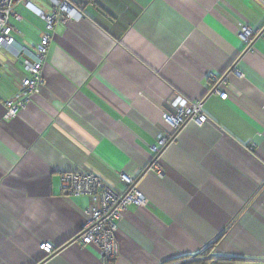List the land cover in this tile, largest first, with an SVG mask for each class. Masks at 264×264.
Instances as JSON below:
<instances>
[{
    "label": "crops",
    "instance_id": "0c3cea01",
    "mask_svg": "<svg viewBox=\"0 0 264 264\" xmlns=\"http://www.w3.org/2000/svg\"><path fill=\"white\" fill-rule=\"evenodd\" d=\"M72 1L83 18L56 25L39 94L8 119L0 103V264H108L78 240L92 200L63 189L82 172L120 193L127 173L147 200L117 220L113 264H178L221 235L208 259L264 264V0ZM52 5L16 3L18 46L35 51ZM15 51L0 52L1 100L25 76ZM178 97L207 122L174 132Z\"/></svg>",
    "mask_w": 264,
    "mask_h": 264
},
{
    "label": "built area",
    "instance_id": "2783aa9c",
    "mask_svg": "<svg viewBox=\"0 0 264 264\" xmlns=\"http://www.w3.org/2000/svg\"><path fill=\"white\" fill-rule=\"evenodd\" d=\"M21 0H0V52L15 49L17 55H21V63L24 69V78L21 81V88L17 94L3 103L6 112L5 118L14 117L20 109L36 97L42 83L43 66L46 62L51 35L57 24H68L72 21H80L83 18L81 7L72 4L69 0H52V9L49 12L41 11L39 15L45 21V30L41 34V39L36 45L35 51L25 46L19 45L13 37L14 28L10 23L13 15L20 19L15 13L16 3ZM29 0H26L28 2ZM94 2L96 0H90ZM260 33V34H259ZM264 39V32H258ZM240 36L248 47L254 40L253 30L248 26L241 28ZM234 72L242 77L238 70ZM213 93H218L222 100L228 98V94L221 92L218 86H214ZM174 107L177 109L173 114L165 115L166 121L171 124L174 131L179 130L186 122L194 121L204 124L208 120L203 110V101L189 102L180 97L176 98ZM172 135L162 138L159 145L154 147L158 154L164 146L171 140ZM159 171L162 168L156 167ZM64 190L68 194H86L92 200L89 208V219L86 222L78 240L82 245L95 244L103 254V258L108 264H113L120 254V246L116 238L119 223L117 220L121 214L131 205L138 207L146 205L145 196L133 186V179L126 173H120L119 179L123 184L124 192L120 193L107 185L97 175L93 173H71L63 176ZM46 255L53 253L56 247L50 243L40 246Z\"/></svg>",
    "mask_w": 264,
    "mask_h": 264
},
{
    "label": "trees",
    "instance_id": "16d2710c",
    "mask_svg": "<svg viewBox=\"0 0 264 264\" xmlns=\"http://www.w3.org/2000/svg\"><path fill=\"white\" fill-rule=\"evenodd\" d=\"M72 4H75L72 0H69ZM222 239V235L219 236L216 240H213L209 244H207L205 247L202 248L198 253L194 255H187L182 256L178 259V264H233V263H224L223 261H211L208 259L209 257H212L211 254H213V249L215 248L218 243H220V240ZM192 258L193 261L189 262ZM185 260V263L183 261ZM44 261V260H43ZM41 261V262H43Z\"/></svg>",
    "mask_w": 264,
    "mask_h": 264
},
{
    "label": "bare ground",
    "instance_id": "6f19581e",
    "mask_svg": "<svg viewBox=\"0 0 264 264\" xmlns=\"http://www.w3.org/2000/svg\"><path fill=\"white\" fill-rule=\"evenodd\" d=\"M72 22H75V21H72ZM77 22H78V21H77ZM44 65H45V64H44ZM43 67H44V66H43ZM42 81H43V74H42ZM41 84H42V83H41ZM40 86H41V85H40ZM20 88H21V85H20ZM20 88H19V90H20ZM39 92H40V89H39ZM39 92H38V94H39ZM38 94H37V95H38ZM37 95H36V96H37ZM189 102H190V101H189ZM18 112H19V111H18ZM18 112H17V113H18ZM165 120H166V119H165ZM167 122H168V121H167ZM206 122H207V121H206ZM206 122H204V123H206ZM199 123H201V122H199ZM169 124H170V123H169ZM201 124H203V123H201ZM170 125H171V124H170ZM171 127H172V126H171ZM172 129H173V127H172ZM173 131H174V129H173ZM177 131H178V130H177ZM177 131H176V132H177ZM174 132H175V131H174ZM164 147H165V146H164ZM157 170H158V169H157ZM69 174H71V173H69ZM126 174H127V173H126ZM65 175H66V174H65ZM127 175H129V174H127ZM129 176H130V175H129ZM130 177H131V176H130ZM131 178H132V177H131ZM132 179H133V181H134V182H133V183H134L133 186L135 187V186H136V180H135L134 178H132ZM125 212H126V211H125ZM55 251H56V250H55ZM55 251H54V252H55ZM54 252H53V253H54ZM44 253H45V252H44ZM53 253H51V254H53ZM51 254H48V255H51Z\"/></svg>",
    "mask_w": 264,
    "mask_h": 264
},
{
    "label": "rangeland",
    "instance_id": "374dc122",
    "mask_svg": "<svg viewBox=\"0 0 264 264\" xmlns=\"http://www.w3.org/2000/svg\"><path fill=\"white\" fill-rule=\"evenodd\" d=\"M2 101H5V100H2ZM0 103H2V102H0ZM2 105H3V103H2ZM4 106V105H3Z\"/></svg>",
    "mask_w": 264,
    "mask_h": 264
}]
</instances>
